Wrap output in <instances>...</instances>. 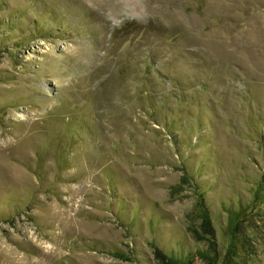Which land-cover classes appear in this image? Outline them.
Here are the masks:
<instances>
[{
  "label": "rangeland",
  "instance_id": "1",
  "mask_svg": "<svg viewBox=\"0 0 264 264\" xmlns=\"http://www.w3.org/2000/svg\"><path fill=\"white\" fill-rule=\"evenodd\" d=\"M0 264H264V0H0Z\"/></svg>",
  "mask_w": 264,
  "mask_h": 264
},
{
  "label": "trees",
  "instance_id": "2",
  "mask_svg": "<svg viewBox=\"0 0 264 264\" xmlns=\"http://www.w3.org/2000/svg\"><path fill=\"white\" fill-rule=\"evenodd\" d=\"M158 254L160 255L161 253H160V252H158Z\"/></svg>",
  "mask_w": 264,
  "mask_h": 264
}]
</instances>
